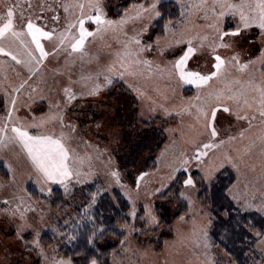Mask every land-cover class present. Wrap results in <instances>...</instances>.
Returning <instances> with one entry per match:
<instances>
[{
  "label": "rangeland",
  "instance_id": "rangeland-1",
  "mask_svg": "<svg viewBox=\"0 0 264 264\" xmlns=\"http://www.w3.org/2000/svg\"><path fill=\"white\" fill-rule=\"evenodd\" d=\"M171 1L180 20L151 41L159 5ZM115 81L138 102L135 117ZM1 98L0 166L10 178L0 177V264H72L59 257L68 229L91 219L98 197L113 189L129 201L130 222L111 264H226L228 254L209 242L213 216L199 205L194 173L210 188L230 168L231 200L264 216V0H141L119 19L102 0H0ZM157 119L176 121L163 128ZM137 120L166 136L155 170L145 162L159 141L137 153L132 168L122 167L130 155L125 133ZM181 173L188 213L163 249L140 247V207L153 231L158 196ZM30 184L46 197L61 187L68 205L55 212L35 202ZM46 233L57 240L49 250L41 243ZM249 257L264 264V237Z\"/></svg>",
  "mask_w": 264,
  "mask_h": 264
},
{
  "label": "trees",
  "instance_id": "trees-1",
  "mask_svg": "<svg viewBox=\"0 0 264 264\" xmlns=\"http://www.w3.org/2000/svg\"><path fill=\"white\" fill-rule=\"evenodd\" d=\"M107 13L112 19H119L133 5L138 4L141 0L120 1L117 11L111 14L114 8L115 0H102ZM160 17L151 26L150 40L154 41L162 39L166 36V27L169 24H176L180 20L181 10L175 2H165L159 5ZM232 24L227 25V30H233ZM184 47L177 48V56H179ZM171 52V51H170ZM172 53V52H171ZM115 86L121 91L135 109L130 115H137L139 107L138 102L134 99L132 93L127 90L123 83L115 81ZM116 88V89H117ZM111 92V91H110ZM193 88H186L184 95L192 96ZM0 113L5 111V102L1 98ZM156 121L163 124V128L169 127L176 120ZM147 122L137 120L135 127L129 124L125 133V146L130 151L129 157L121 159L123 166L132 168L137 159L134 158L137 153L145 152L154 141H159L158 148L154 151L155 157L149 158L146 163V171L155 170L156 155L162 150L167 142L166 136L154 134L147 130ZM1 138V136H0ZM0 177L5 182H9L10 175L0 166ZM197 189L198 202L202 209H207L213 216L212 224L209 231V242L213 248L224 250L231 260L226 264H249V254L253 251L255 245L264 237V216L258 212H241L231 200L228 191L236 182V176L233 170L225 168L221 170L215 178V182L210 188L206 187L203 177L194 173L192 175ZM187 174L181 173L176 181L162 195L158 196L159 205L155 207V214L158 217L159 224L153 231L146 230L144 221L145 209L141 206L135 220L134 241L140 247L154 246L161 250L168 240H172L175 236L173 225L181 217L188 213V206L181 197L184 180ZM88 191L91 194L96 193V187L89 185ZM29 196L39 204H46L52 211L58 212L64 209L68 204L61 187L51 189L49 197L33 184L27 187ZM157 199V200H158ZM171 199L174 205L167 204V200ZM130 211V203L124 194L113 189L111 193H103L98 197L96 205H94L91 219L81 225H71L68 230L67 241L61 243L59 249V257L63 260L70 261L72 264H111L113 253L120 248L126 238L124 228L126 223L130 222L128 212ZM164 230L156 241L148 238L151 232L156 234L160 229ZM159 233V232H158ZM147 235L146 239H142L143 235ZM42 246L45 250H49L57 240L51 233L42 235ZM155 243V244H154ZM219 264H221L219 262Z\"/></svg>",
  "mask_w": 264,
  "mask_h": 264
}]
</instances>
